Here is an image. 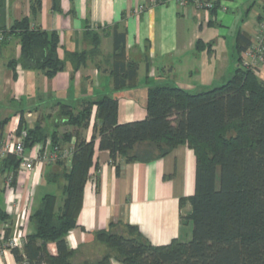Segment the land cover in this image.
Masks as SVG:
<instances>
[{"label":"crops","instance_id":"crops-1","mask_svg":"<svg viewBox=\"0 0 264 264\" xmlns=\"http://www.w3.org/2000/svg\"><path fill=\"white\" fill-rule=\"evenodd\" d=\"M208 1L217 5L215 14L210 10L205 15L200 0H42L34 17L32 0H0V28L9 29L14 21L27 16L32 27L58 32L61 58L66 51H90L94 33L100 38L98 51L84 65L74 70L67 61L66 69L54 77L19 64L13 69L9 62L21 54L19 38L10 35L0 43V142L19 135L23 116L25 133L40 127L47 136L26 147L27 156H34L36 145L49 146L53 141L69 148L76 137L68 141L64 134L76 128L67 124L61 104L70 105L77 113L85 101L111 95L119 100L118 122L125 123L147 116L150 85L167 81L164 84L193 92L224 83L237 64L235 40L239 30L251 36L253 46L242 54L245 63L250 60L247 54L255 48L264 22V0ZM117 45L124 47L128 61L138 63L137 76L118 90L112 75ZM257 68L264 80V61ZM96 109L94 106L89 127L82 130L86 140L94 133ZM132 152L143 157L149 153L152 158L127 162L118 157L117 169L110 151L99 149L96 141L78 225L66 236L74 263L100 258L103 246L95 233L106 229L126 235L127 223L135 225L154 245L191 238L193 223L181 220V214H189L192 206L187 202L181 208L180 198L195 192L194 150L181 144L167 155L155 157L157 150L145 142L137 143ZM59 169L53 163H36L28 172H13L10 183V172L0 173V207L9 215L0 221V232L10 237L22 230L28 236L35 229L30 217L45 194H56L62 203L64 181L49 177ZM47 249L52 255L58 253L55 242ZM0 264L18 263L11 250H0ZM112 264L122 263L113 258Z\"/></svg>","mask_w":264,"mask_h":264},{"label":"trees","instance_id":"trees-1","mask_svg":"<svg viewBox=\"0 0 264 264\" xmlns=\"http://www.w3.org/2000/svg\"><path fill=\"white\" fill-rule=\"evenodd\" d=\"M41 2L32 0L34 17ZM217 8L213 3L211 13L215 14ZM31 21L25 16L14 21L9 29L0 28L3 36L0 43L10 35L20 41L19 58L9 62L13 69L19 64L24 69L40 70L47 77H54L66 69L67 61L77 70L98 51L100 38L94 33L90 51H66L61 58L58 32L32 27ZM252 46L251 36L239 30L235 40L236 67L232 76L219 86L190 92L177 85H150L147 116L142 120L119 123V100L111 95L85 101L77 113L70 105L60 103L67 124L76 128L64 134L68 141L76 137L71 161L53 163L61 169L49 174L50 180L64 181L62 203H58L56 194L42 197L30 217L35 229L27 236L23 251L11 249L17 263L112 264L114 258L122 264H264V80L258 75L257 66L245 63L242 56ZM123 48L117 45L112 66L117 90L127 86L138 73V63L128 61ZM94 106L97 108L94 133L86 140L82 130L89 127ZM25 127L21 116L17 134H25L26 147L47 138L40 127L27 133L23 131ZM97 140L99 149L110 151L117 169L118 157H124L127 162L152 158L149 153L144 155L146 158L133 153L137 143L151 145L157 150L155 157L165 156L181 144L194 150L195 192L180 198L181 208L187 202L192 206L189 214H181V220L193 223L189 240L173 239L165 245H154L135 225L127 223L126 235L106 229L95 233L96 240L111 251L95 261H72L74 252L66 236L78 225ZM20 161L16 155L8 154L0 159V173L16 174ZM8 216L0 207V221ZM50 242L57 245L56 255L48 252Z\"/></svg>","mask_w":264,"mask_h":264},{"label":"built area","instance_id":"built-area-1","mask_svg":"<svg viewBox=\"0 0 264 264\" xmlns=\"http://www.w3.org/2000/svg\"><path fill=\"white\" fill-rule=\"evenodd\" d=\"M197 6V5H196ZM213 7V2L207 1L203 3V8L205 9V15L209 14L210 9ZM143 9V6H141ZM257 44L253 50H251L247 55L250 57L246 63L255 65L257 60H262L263 53V37H264V22L259 28L257 33ZM3 36L0 34V40ZM25 134L16 135L7 139L4 142H0V159L8 156V154H14L21 159L18 170L21 172H28L32 170L36 163H46L51 164L57 161L66 160L71 161L73 151L75 149V144L73 143L69 148H63L60 145L50 144L45 146L43 144L36 145L34 149V156H27L26 146L24 137ZM14 173H9V183L12 182ZM27 240V235L24 231L20 230L15 232L12 236L6 237L4 233L0 232V250H11L12 248H17L23 251L24 245Z\"/></svg>","mask_w":264,"mask_h":264},{"label":"rangeland","instance_id":"rangeland-1","mask_svg":"<svg viewBox=\"0 0 264 264\" xmlns=\"http://www.w3.org/2000/svg\"><path fill=\"white\" fill-rule=\"evenodd\" d=\"M263 55H262V60L260 59V60H257L255 63V65L258 67V65L259 64H262L263 63V61H264V52L262 53ZM259 69V68H258ZM233 74V73H232ZM167 82V81H166ZM166 82H163V81H161V82H159V83H157V84H164V83H166ZM226 82V81H225ZM221 84H223V83H214V86H219V85H221ZM213 85H210V87H208L207 89H209V88H211V87H214ZM202 90H204V89H200V91H202ZM206 90V89H205ZM199 90H195V91H193V92H198ZM2 199V197H1V195H0V200ZM116 233V232H115ZM120 234V233H119ZM190 238V237H189ZM184 240H187V239H184ZM102 246H103V249H102V253H103V255L105 254V253H107V252H109V251H111L109 248H107V246L106 245H104V244H101ZM113 253H115V252H113Z\"/></svg>","mask_w":264,"mask_h":264}]
</instances>
